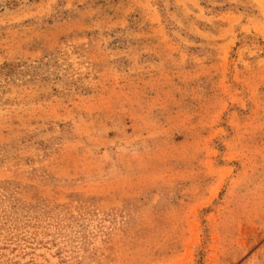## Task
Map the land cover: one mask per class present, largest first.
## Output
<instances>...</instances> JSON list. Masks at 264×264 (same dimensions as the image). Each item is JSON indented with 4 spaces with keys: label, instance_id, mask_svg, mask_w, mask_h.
Here are the masks:
<instances>
[{
    "label": "rangeland",
    "instance_id": "374dc122",
    "mask_svg": "<svg viewBox=\"0 0 264 264\" xmlns=\"http://www.w3.org/2000/svg\"><path fill=\"white\" fill-rule=\"evenodd\" d=\"M0 264H264V0H0Z\"/></svg>",
    "mask_w": 264,
    "mask_h": 264
}]
</instances>
